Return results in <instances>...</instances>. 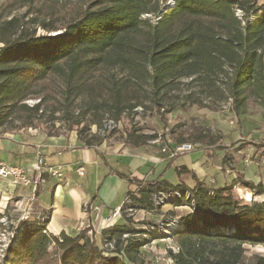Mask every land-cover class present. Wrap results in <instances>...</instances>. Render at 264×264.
I'll return each mask as SVG.
<instances>
[{
  "label": "trees",
  "instance_id": "obj_1",
  "mask_svg": "<svg viewBox=\"0 0 264 264\" xmlns=\"http://www.w3.org/2000/svg\"><path fill=\"white\" fill-rule=\"evenodd\" d=\"M169 1L92 0L68 14L50 10L57 0L2 2L0 130L35 129L48 115L47 122L77 131L79 142L93 147L102 139L89 135L91 127L102 133L137 110L162 119L187 104L214 109L229 102L237 116L250 103L264 108V12L257 0ZM20 9L26 13H12ZM37 27L46 34L37 35ZM126 136L132 148L150 140L134 131ZM166 142L160 136L155 148ZM243 185L264 192L261 183ZM179 188L145 182L134 200L151 209L154 192ZM193 192L201 213L182 218L173 264H264V256H245L247 245L264 247V204L239 205L227 187L210 196L200 182ZM128 231L115 225L102 235L119 240ZM137 246L107 255L84 232L55 237L25 228L4 264H141Z\"/></svg>",
  "mask_w": 264,
  "mask_h": 264
},
{
  "label": "rangeland",
  "instance_id": "obj_2",
  "mask_svg": "<svg viewBox=\"0 0 264 264\" xmlns=\"http://www.w3.org/2000/svg\"><path fill=\"white\" fill-rule=\"evenodd\" d=\"M4 1L0 0V4ZM91 1L57 0V5L50 10L57 14H68L69 10H79ZM6 3H10V1ZM257 3L260 14L264 12V0H257ZM173 4L174 1L170 0L166 6H173ZM12 13L22 15L26 13V10L20 9ZM238 15L240 16V14ZM60 32H51L48 35L53 36ZM36 34L43 35L46 33L37 27ZM35 103V101L27 102L29 106ZM215 106L212 109L187 104L183 110L165 114L162 119L158 115L153 114L151 116L149 113L137 110V114L123 118L117 125L107 128L102 133H98L94 127H91L89 135L96 134L107 147L117 146L118 148L128 146L126 135L132 131H134V135L150 137L149 141L153 140L156 134L165 135V139L170 141L171 147L179 146L175 143L174 136L179 137L185 141L184 144L191 145L192 150L177 154L172 159H165V162L158 168L153 166L156 171L150 179L161 178L162 181H166L173 187L182 181L181 186L191 191H195L200 182L204 184L210 196H214L218 188L227 187L233 200L239 205L264 204V192L258 194L256 188L249 189L243 185L244 183H251L253 186H257L261 183L264 190V108L250 103L245 114L237 116L231 110L229 102L218 103ZM47 117L49 116H45L35 129H21L7 133L0 130V162L8 166L22 164L21 156L15 155L17 153L10 154L8 152V144L4 140L6 138L26 141L34 135L33 133L47 137L61 136L66 138L70 134L77 135V131L69 132L66 126L60 122L54 124L47 122ZM149 141L145 147L153 148L152 151H155L158 158L162 159L164 154L155 148L160 145L150 144ZM16 145L12 143L13 150H16ZM75 154L78 156L79 162H84L86 172L95 167V164L92 163L95 157L96 160L100 159L93 150L80 147L74 152H68L67 155L74 157ZM111 166L113 168L118 167L117 170L120 172H125L126 165L123 160L112 162ZM181 167L190 171L195 170L198 178L192 173L178 175L176 169ZM245 174H248L247 177ZM250 176L257 180L251 181ZM121 183V190L127 189L128 183ZM106 186L107 184H104L102 192ZM9 190L6 184H0V264H4L7 255L6 250L10 245L16 244L19 233L25 228H32L37 222L33 215L34 212L25 218L22 216L21 210L14 208L17 201L15 195L17 194L11 196ZM210 190L213 192L212 195L209 194ZM117 204L121 207L123 200L121 199L120 203ZM114 207L115 205L111 206V209ZM185 212V210L174 209L167 205L157 215L137 212L130 218L122 219L124 221L122 223L128 225L129 231L121 235L119 240L114 239V236H103L102 231L96 232L90 227L79 233L84 232L85 237L93 240L107 255H111L114 249L124 251L128 245H138L140 258L143 260L141 264H173L170 253L174 255L178 252L174 234L169 237L166 235L159 236L158 234H147L146 230L149 229V225L159 224L162 220V214L177 213L173 215H183ZM48 251H51V248ZM245 256L248 260L256 256H264V247L247 245L245 246Z\"/></svg>",
  "mask_w": 264,
  "mask_h": 264
},
{
  "label": "crops",
  "instance_id": "obj_3",
  "mask_svg": "<svg viewBox=\"0 0 264 264\" xmlns=\"http://www.w3.org/2000/svg\"><path fill=\"white\" fill-rule=\"evenodd\" d=\"M33 134L26 141L13 138L4 140L8 144L10 154L17 153L15 155L21 156L20 167L30 169L35 161L36 152L39 151L49 166L62 168L65 180L59 183L56 179H47L46 188L39 193L32 211L36 220L48 216L46 230L49 235L55 237H59L62 233L75 236L89 227L96 232L107 229L105 220L117 207H120L117 203H120L121 199L124 201L128 192L137 189L139 180H144L146 183L152 182L153 179L150 177L155 175L156 171L153 166L158 168L165 162V160L159 161L160 158L155 151H152L153 148L145 146L118 148L117 146L107 147L105 143H102L99 146L85 147L79 142L76 134H70L67 138ZM12 143L17 144L16 150L12 149ZM78 147L93 150L100 158L99 160L94 158L92 163L95 167L89 172H86L84 162H79L76 154L74 157L67 155ZM119 160L124 161L125 172H120L117 170L118 167L111 166L112 162ZM78 167L84 168L83 176L77 174ZM190 173L197 177L195 170H191ZM119 175H124L125 178ZM245 175L247 177L248 174ZM250 178L251 181L257 180L251 176ZM156 180L162 181L161 178ZM121 182L128 183L127 189L121 190ZM181 182L178 185H181ZM104 184L107 186L102 192ZM9 193L12 196L19 191L9 190ZM113 205L115 207L111 209ZM95 208H99L98 213L94 211ZM122 222L124 223L120 219L113 226L122 225Z\"/></svg>",
  "mask_w": 264,
  "mask_h": 264
},
{
  "label": "built area",
  "instance_id": "obj_4",
  "mask_svg": "<svg viewBox=\"0 0 264 264\" xmlns=\"http://www.w3.org/2000/svg\"><path fill=\"white\" fill-rule=\"evenodd\" d=\"M113 126L115 125L108 123L106 128H111ZM160 136V134H156L155 138L149 141V143L159 144ZM166 141L167 145L162 146L160 150V153L166 155V158L162 157L159 161L167 158L172 159L176 157L177 154L192 150L189 144L171 147L170 141L167 139ZM76 172L79 176H83L84 168L78 167ZM49 178L56 179L61 183L65 180V175L60 166H49L39 151L36 152L35 161L30 169L20 166H8L0 162V184L4 183L10 190L19 191L15 197L17 201L15 202L14 208L21 210V214L25 218L32 215L33 204L39 193L46 188L47 179ZM144 185L145 181L139 180L137 189L125 196L122 206L117 207L112 215L105 220L107 229L113 227L118 220L130 218L137 212L157 215L161 212V209L167 205L174 209L185 210L186 212L183 215L162 214L161 222L157 225H149V229L146 230V233L158 234L159 236L166 235L169 237L184 228L182 224L183 217L189 215L198 216L201 213L195 193L189 189L183 188L154 192L151 195V209L145 208L134 200V198H138V191ZM209 192V194H213L211 190ZM94 211L98 213L99 208H95ZM47 220L48 216L38 218L32 228L42 229V233L48 235L46 230Z\"/></svg>",
  "mask_w": 264,
  "mask_h": 264
}]
</instances>
